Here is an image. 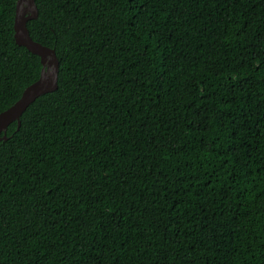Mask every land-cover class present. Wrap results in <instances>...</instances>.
Here are the masks:
<instances>
[{
    "label": "trees",
    "instance_id": "trees-1",
    "mask_svg": "<svg viewBox=\"0 0 264 264\" xmlns=\"http://www.w3.org/2000/svg\"><path fill=\"white\" fill-rule=\"evenodd\" d=\"M36 3L59 81L0 141V264H264V0ZM16 9L0 113L43 68Z\"/></svg>",
    "mask_w": 264,
    "mask_h": 264
},
{
    "label": "water",
    "instance_id": "water-1",
    "mask_svg": "<svg viewBox=\"0 0 264 264\" xmlns=\"http://www.w3.org/2000/svg\"><path fill=\"white\" fill-rule=\"evenodd\" d=\"M38 16L36 0H17L16 41L39 55L43 68L39 79L26 87L22 96L12 106L0 113V141L7 139V128L12 122L17 121L19 126L21 125V116L31 103L39 96L53 92L58 87L60 60L56 50L33 39L28 27V21ZM2 132H4L3 135Z\"/></svg>",
    "mask_w": 264,
    "mask_h": 264
}]
</instances>
